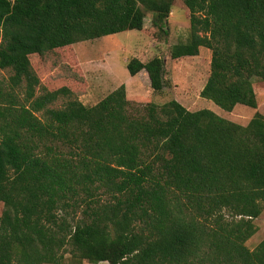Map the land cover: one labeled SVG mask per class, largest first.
Masks as SVG:
<instances>
[{"label":"trees","instance_id":"obj_1","mask_svg":"<svg viewBox=\"0 0 264 264\" xmlns=\"http://www.w3.org/2000/svg\"><path fill=\"white\" fill-rule=\"evenodd\" d=\"M173 1L0 0V71H12L0 81V264H264V238L245 244L264 209L263 114L241 125L170 99L140 115L125 84L91 106L65 85L36 95L32 55L141 31L147 12L167 32ZM183 2L189 35L170 57L209 48L202 96L256 107L264 0ZM126 68L163 89V57ZM59 97L68 100L50 107Z\"/></svg>","mask_w":264,"mask_h":264},{"label":"rangeland","instance_id":"obj_2","mask_svg":"<svg viewBox=\"0 0 264 264\" xmlns=\"http://www.w3.org/2000/svg\"><path fill=\"white\" fill-rule=\"evenodd\" d=\"M151 12H147L141 31H122L96 39L79 41L71 46L56 49L44 56H31L40 84L36 95L44 88L55 89L62 85L72 90L74 97L85 105H94L112 90L125 84L129 111L137 110L145 114L150 102L162 104L176 99L189 110L208 108L220 116L246 125L255 112L264 115V81L252 79V87L257 105L251 107L237 103L231 110H225L211 99L202 96V91L212 72L213 52L201 46L194 56L177 59L170 57V48L174 43L185 41L189 35V10L183 0H174L168 16L167 32L151 24ZM153 56L165 59V85L162 90L154 91L145 70L138 75H130L126 62L131 57L146 61ZM12 71L7 68L0 71V81L5 85ZM24 83L18 89L22 96ZM67 97H59L50 107H62ZM40 114V112H38ZM4 208L0 201V214ZM257 231L246 241L253 249L264 238V209L254 218ZM68 256V255H67ZM60 264H71L68 258ZM81 264H109L107 261Z\"/></svg>","mask_w":264,"mask_h":264},{"label":"crops","instance_id":"obj_3","mask_svg":"<svg viewBox=\"0 0 264 264\" xmlns=\"http://www.w3.org/2000/svg\"><path fill=\"white\" fill-rule=\"evenodd\" d=\"M136 75H138V73Z\"/></svg>","mask_w":264,"mask_h":264}]
</instances>
